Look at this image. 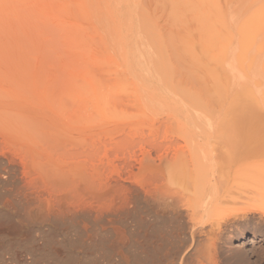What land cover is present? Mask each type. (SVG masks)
Listing matches in <instances>:
<instances>
[{
    "label": "bare ground",
    "instance_id": "1",
    "mask_svg": "<svg viewBox=\"0 0 264 264\" xmlns=\"http://www.w3.org/2000/svg\"><path fill=\"white\" fill-rule=\"evenodd\" d=\"M53 24L60 25L64 38L61 32L54 35ZM58 44L71 52L60 51ZM62 56L65 67L56 61ZM0 61V181L20 184L15 198L23 202L17 204L25 206L28 218L72 220L79 227L82 219L84 234L91 232L96 215L128 212L138 199L162 218L209 216L224 198L215 180L222 175L215 176L217 147L210 149L205 141L197 147L190 164L199 182L194 200L143 178L153 173L173 185L180 175H175L180 155L178 161L162 158L154 165L145 155L137 170L128 161L130 170L98 187L104 174L98 156L107 151V132L102 130L108 126L99 123L129 120L118 108L134 104L132 109H158L167 123L211 136L234 113L229 105L264 107V0H0ZM108 67L117 78L105 74ZM213 106L227 107L228 119ZM248 109L235 115L264 117ZM205 225H190V245L177 256L179 264L206 253L205 242L217 230H211L213 235L207 230V236ZM242 240L237 234L228 236L235 247ZM256 243L250 238L247 245Z\"/></svg>",
    "mask_w": 264,
    "mask_h": 264
},
{
    "label": "rangeland",
    "instance_id": "2",
    "mask_svg": "<svg viewBox=\"0 0 264 264\" xmlns=\"http://www.w3.org/2000/svg\"><path fill=\"white\" fill-rule=\"evenodd\" d=\"M82 25L87 26L88 24ZM53 26L55 30H53ZM53 26V33L57 37V34L61 32L59 30L60 25L53 24ZM63 31L67 32V29ZM63 35L64 33H62V38H64ZM60 36L61 34L58 35V37ZM64 42L66 41L60 40L59 43L62 44ZM60 47L62 46L60 45ZM60 47L58 44L60 51L62 49L65 50H62L63 52L69 49ZM72 48L70 49L73 52L74 48ZM69 52L71 51L68 50L65 54H69ZM73 53H71L72 56L75 55V52ZM45 57L49 58L46 55ZM62 57L60 58L61 60L56 61L61 63L59 64L61 67H65L63 63L65 62L63 60L65 58L64 56ZM6 60L9 59L7 58ZM50 63L51 61H49V65L52 64L51 66L55 64V62ZM89 66L90 64L87 67ZM91 68L94 69V67ZM91 68L89 69L90 72L93 70ZM106 71L105 74L109 75L113 72V70H109V67ZM112 75L109 76L110 79L114 77ZM220 76V78H223L225 75L222 74ZM80 77L82 78V75L77 76L79 80L81 79ZM115 77L117 78V76ZM236 104L235 106L234 103L233 105H229L230 107L232 106V111H234V113L232 112L229 115V118L230 116L233 118L232 122H229V120L231 121L230 118L226 120V123L218 124L220 128L216 129L215 133H212L211 136L188 132L182 125L172 120H169L167 123V120L158 109L153 110L142 106L138 108L139 106L136 105L132 109L134 104H129L128 106L126 104L123 106L119 105L122 108H118V112L124 111V114L127 113L123 116L129 117V120H126L128 118L125 119V117V120L121 119L120 115V119H113L109 122H98L103 127L108 124L106 128L104 127L105 130H102L107 132L105 133L107 151L102 152L98 156V160H102L104 166V174H102V181L99 179L97 183L98 187L104 185L108 182L109 178L116 176L119 172H127L130 170L126 166L128 161L133 163L135 170H137L139 164H142L141 160L147 159L148 154L151 161L149 159L146 161L153 165L160 164V162H164L165 160L175 161L177 159L176 161H178L180 158L178 159L177 156L180 155L182 156L181 160H179L181 163H179V168L175 167L178 169L175 175L180 174L181 176L178 175V177H175L176 179L172 182L173 185L170 181L168 182V179L164 177L160 179L157 174L153 176V173L143 174V178L144 181L145 178L146 180L148 179L145 181L146 183L150 184L153 182L152 185L164 184L168 193L173 191V193L179 194L183 198L194 200L195 192L197 191L196 186L199 182L194 179L190 164L196 158L195 155L198 153L197 147L204 141L208 143L207 146L210 149L217 147L215 148V151H217L215 155L218 154V161L216 162L219 163H217L219 165L217 168L219 169L215 171V176L218 178L221 176L222 179L215 178V180L217 182L218 180L220 181L224 202L222 201L221 205L215 211V214L209 216L198 215L193 219L189 217L186 220L172 216H163L164 218H162L150 206L148 207L143 200L138 199L137 201L134 200L135 203L133 202L131 204L128 212H120L105 217L96 215L92 219L90 226L92 228L90 230L91 232H85L83 234L82 224H84V220L82 219H80L79 227V224L73 221L74 224L72 220H65V222L54 220V222L46 223L39 221L41 222L39 223L28 218L26 213H24L25 206L20 205L23 202L19 198L16 199L20 184L14 179L6 182L0 181V264H179L177 261L180 252L184 251L190 245L188 234L190 225L193 223H205L206 228L204 232L207 236L211 234V230H217L215 232L216 236L214 235L213 237L216 245H213L214 240H211L212 237L210 238L208 236L209 240H204L206 241V251L204 252L209 254V256L205 257L207 254L204 253V258L203 255L201 259L199 258L201 261L197 259V257L201 256L200 254L197 257L195 256L196 259L190 256L192 258L191 260L187 259L188 262L186 263L184 262L187 261L185 259L182 263L264 264V117H253V115L251 117L236 116L239 113H244L248 107V110H253L254 112L259 111L261 112L260 114L264 115V107L258 108L253 105L247 106V104L245 106L244 103H242V106H244L242 107L240 106V102H238L239 106H236ZM213 108L214 110L221 111L222 117L225 111H228L226 110L227 107L213 106ZM133 110L139 111L136 113ZM140 111L144 112L146 119L143 114L141 116ZM250 111L247 112L251 113ZM146 113L147 116L150 114L148 116L149 119L146 117ZM228 114L226 116L225 113L226 118ZM234 115L237 118L234 119ZM98 123L96 128L98 127ZM170 125L171 127H168ZM161 159L164 161H160ZM143 162L145 163V161ZM3 166V161H0V169ZM217 172H221L222 175L219 176L218 174L217 176ZM180 177L183 178L181 179ZM155 178L156 180H154ZM228 200L230 201L228 202ZM7 202L15 204L10 205ZM18 202L20 204H17ZM8 205L9 207H7ZM253 208H260L261 216L242 212L244 209ZM149 215L150 217H148ZM77 228L79 229L77 230ZM232 234L243 237V240L239 242L237 247L228 242V236ZM250 238L257 239V243L250 246L247 245L248 239ZM236 250L241 251L242 255L245 254L242 256L243 258H238L237 256L239 255L234 257L233 254L236 255Z\"/></svg>",
    "mask_w": 264,
    "mask_h": 264
},
{
    "label": "crops",
    "instance_id": "3",
    "mask_svg": "<svg viewBox=\"0 0 264 264\" xmlns=\"http://www.w3.org/2000/svg\"><path fill=\"white\" fill-rule=\"evenodd\" d=\"M251 214H255V215H257V216H261V212H260V211H258V212H254V213H251Z\"/></svg>",
    "mask_w": 264,
    "mask_h": 264
}]
</instances>
